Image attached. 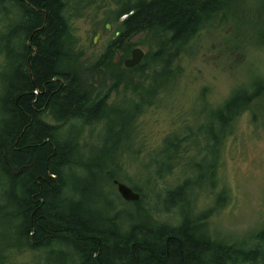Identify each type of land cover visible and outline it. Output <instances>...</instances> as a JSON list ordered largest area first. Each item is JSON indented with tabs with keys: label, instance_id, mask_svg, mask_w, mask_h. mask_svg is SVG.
Segmentation results:
<instances>
[{
	"label": "trees",
	"instance_id": "16d2710c",
	"mask_svg": "<svg viewBox=\"0 0 264 264\" xmlns=\"http://www.w3.org/2000/svg\"><path fill=\"white\" fill-rule=\"evenodd\" d=\"M6 1L11 4L0 2V12L4 11L8 18L21 17V21L6 28L0 39V55L6 57L0 88L4 79L7 114L6 120L0 123V227L8 231L2 235L0 264H21L17 261L18 254L26 253L30 257L24 264H31L32 260H37V264H65L61 254L68 257V264L73 261L77 264H204L209 254L214 264H264V228L219 250L210 237L201 231L195 232L190 222L177 227L161 223L156 211L144 208L145 195L137 186L134 188L142 193V199L133 204L134 216L120 210L114 219H107L108 208L103 204L110 207L109 200L119 205L127 203L122 202L115 188L108 189V197L106 190L97 187L102 181L105 185L106 181L122 180L120 174L126 173L127 156L140 154L131 148L137 137L139 119L147 109L157 106L159 94L167 91L180 76L175 67L177 61L189 55V48L201 32L235 3L131 0L136 5L135 14L120 23V18L129 13V6L119 0H101L115 6L111 12L114 17L106 19L105 24L114 25L120 36L114 35L98 61L81 64L78 60L82 61L84 53L64 42L65 38L74 37L70 21L79 17L72 15L74 10L64 17L62 0ZM14 2L21 10L19 16L12 9ZM104 30L107 31L105 26ZM140 35L149 38L152 46L140 66L126 69L124 58L130 57L132 48L142 44L133 41ZM128 36H132L131 41L124 45L123 40ZM253 40L258 42L256 38ZM117 56L122 59L119 65ZM95 77L101 80L98 83L102 90H97ZM262 88L258 83L251 93L238 90L230 97L226 103L230 111L229 131L233 122L257 100ZM98 93L107 96L106 99L102 96L104 102L96 103ZM110 95H116L119 103L130 100L136 113L128 117L121 112L110 118V122H103L96 139L103 140L105 149L94 157L92 167L90 164L84 167L92 177V185L79 180L74 170L72 178L77 185H68L69 197L62 196L63 173L80 166L74 160L78 145L88 146L81 143L83 135L87 129L94 128L92 120L113 111ZM218 112L222 122L225 118L221 116L222 111ZM46 113L50 115L47 121ZM78 121L84 123L72 130V134L69 133L74 124H68V136L74 141L58 142V131H63L61 126ZM202 128L185 137L171 136L163 151L155 154L161 157L172 153L170 160L173 159L181 152L183 143L203 135ZM78 134L81 135L79 142ZM213 138L215 150L222 138L216 134ZM127 143L131 146L126 147ZM154 177L153 183L163 179L159 170ZM189 188L185 184L167 190L162 199L166 205L175 206ZM162 202L158 200L159 207ZM120 215L124 217L122 221H119ZM134 219L139 223L133 224ZM35 251L37 255L32 253ZM68 251L75 258L69 257Z\"/></svg>",
	"mask_w": 264,
	"mask_h": 264
},
{
	"label": "rangeland",
	"instance_id": "374dc122",
	"mask_svg": "<svg viewBox=\"0 0 264 264\" xmlns=\"http://www.w3.org/2000/svg\"><path fill=\"white\" fill-rule=\"evenodd\" d=\"M72 8L76 9L72 15L79 16L72 21L78 48L85 55L84 61L95 63L114 39L115 30L107 32L103 27L106 19L114 17L112 13L116 8L101 0H79ZM98 31L103 35L94 46ZM254 38L258 42L255 43ZM136 40L148 53L152 46L149 38L142 36ZM189 53L175 64L180 76L167 91L159 94L157 106L147 109L139 119L133 147L130 143L126 147L131 146L140 154L127 156L126 173L120 174V179L142 189L146 199L144 207L156 211L157 219L175 225L179 221L178 210L164 213L160 211L163 209L158 206V200L164 198L167 190L191 177L194 186L182 197L186 202L181 211L185 216L193 214L195 219L208 218L213 239L231 245L264 228V123L261 121L264 90L250 109L233 122L226 147L222 146L217 154L218 164L222 166L216 170L215 179L210 168L212 154L206 156L212 116L205 105L208 103L215 111H220L238 90L251 93L258 83L264 89V0H239L229 11L217 15L192 43ZM5 71L6 57L2 54L0 77ZM115 97L111 101H117ZM200 127H203L202 138L183 143L180 164L175 163L168 175L153 183L154 163H160L166 171L172 155L166 153L160 157L155 153L163 151L171 136L185 137L190 132L197 133ZM100 130L99 126L89 128L85 137L96 138ZM221 132V128H216L215 134ZM86 143L97 145L94 152L98 155L105 149L98 138L91 143L85 140ZM203 157L205 161L201 162ZM190 162H199V165ZM123 207L133 210L132 205ZM192 207L195 213H190ZM6 232L0 227V246L1 235ZM29 257L27 253L18 254L17 261L24 264ZM31 264H37V260H32Z\"/></svg>",
	"mask_w": 264,
	"mask_h": 264
},
{
	"label": "bare ground",
	"instance_id": "6f19581e",
	"mask_svg": "<svg viewBox=\"0 0 264 264\" xmlns=\"http://www.w3.org/2000/svg\"><path fill=\"white\" fill-rule=\"evenodd\" d=\"M18 1H20L21 2V0H18ZM78 1L79 0H62V3H63V5H62V7L64 8V17H66L65 15H67V16H69V15H71L72 13H73V6H75L77 3H78ZM236 1L237 0H225L224 2H223V4L224 5H230V4H234V3H236ZM0 2L3 4V5H10L11 3H9V2H7L6 0H0ZM119 2L120 3H122V4H124L125 6H129V13L128 14H125V15H123L121 18H120V23H123L124 21H126L130 16H133L134 14H135V7H136V5L135 4H133V3H131L132 1L131 0H119ZM8 3V4H7ZM11 8V7H10ZM12 9H14V12H15V16H19L20 14H21V10H19V5L17 4V2H14V4H12ZM76 10V9H75ZM74 10V11H75ZM62 11V10H61ZM80 12V9L78 8V13ZM214 16H212V18H213ZM67 20V19H66ZM74 19H71V21H70V23H72L73 24V21ZM214 20V19H213ZM20 21H21V17H18V18H16V17H14V18H8V17H5V14H4V11H3V13L2 12H0V39L2 38V33L5 31V29L6 28H10V27H14L16 24H20ZM115 23L117 22L116 20L114 21ZM213 21H211V23H212ZM117 24V23H116ZM108 25H111L112 26V30L114 29L115 31H116V28H115V26L114 25H112V24H110V23H108V24H104V26L106 27V30H107V32H109L108 31V29H107V26ZM104 28V27H103ZM21 33V32H20ZM74 33V32H73ZM99 33H101V36L103 35V33L101 32V31H98L97 32V35L95 36V39H94V46L95 45H97V43H96V39H97V36H98V34ZM114 35H116V37H118V36H120V32H115V34ZM132 37V36H131ZM131 37L129 38V36L128 37H126L124 40H123V42H124V45H127L128 44V41H131ZM134 37V36H133ZM140 37H142V35H140V36H135L134 37V39H133V41L134 42H136V43H138V41L139 40H136L137 38H139L140 39ZM114 40V39H113ZM112 40V41H113ZM99 41V40H98ZM186 41H188V38H187V40ZM64 42H65V44H66V46L68 45V46H71L73 49H79L78 47H79V44H78V42H77V38H76V36L74 35V37H69V38H65V40H64ZM130 43V42H129ZM110 45V44H109ZM109 47V46H108ZM136 48H141L140 46H136V47H134V48H132L131 49V54H130V57H126V58H124V61H123V67L124 68H126L125 67V65H124V62L127 60V59H130L131 57H132V52L136 49ZM141 49H143V48H141ZM16 52V51H15ZM74 52V51H73ZM18 53H20V52H18ZM18 53H16L15 55H20V54H18ZM105 54V53H104ZM190 54V53H189ZM84 58L85 57H83L82 58V61L81 60H78V62L79 63H81V64H86V63H84V62H87V61H84ZM145 59V58H144ZM120 61H122V59H120V57L119 56H117V60H116V64H120ZM83 62V63H82ZM141 65V64H140ZM139 65V66H140ZM138 67V66H137ZM137 67H135V68H137ZM135 68H132V69H135ZM126 69H128V68H126ZM131 70V69H130ZM5 73V72H4ZM3 73V74H4ZM2 74V75H3ZM6 78V77H5ZM95 81H97V82H95ZM98 82H101V80L99 79V78H97V77H95V79H94V83H95V85H96V87H97V90H102V87H101V85H100V83H98ZM4 84H5V80L3 79L2 80V85H1V93H0V123H2V121H4V120H6V118H7V114L5 113V111H4V107H5V105H4V98H5V96H6V93L4 92ZM261 90H264L263 88L261 89ZM262 92L263 91H261V93H260V95H259V97H257V99L258 98H260L263 94H262ZM129 93H133V90H130L129 91ZM103 95H105V94H101V93H98V95H96V97H95V101H96V103H98V102H104V99H103ZM131 96V95H130ZM106 95H105V99H106ZM108 97H109V95H108ZM113 97H114V95H110V101H109V104L111 105V106H113L112 108H113V111L110 113V114H108V115H106L105 117H102V118H99V119H96V120H92V124L93 125H95L94 127H100V126H103V122H110V118H115V117H117L118 115H120V113L121 112H124V115L125 114H127V116L128 117H130V116H133L134 115V113H136V110H135V108L132 106V103L130 102V100H126V101H123L124 102V104H123V102L122 103H119V101L117 100H113V101H111L112 99H113ZM132 97V96H131ZM115 99H117V97H115ZM229 108V107H228ZM230 112V111H229ZM50 115H48L47 113L44 115V117H45V119L46 118H48ZM240 117V116H239ZM46 121H47V119H46ZM229 119H224L222 122H221V117H220V115H218V114H214L213 116H212V123H211V125H210V127H208V135H210V134H215V130H216V126H217V124H220V126L222 127L223 125H228L229 124ZM84 123V121H78V122H76V123H73V122H67V123H65V124H63L62 126H61V128H62V130L63 131H61V130H59L58 131V134H57V140H58V142H62V143H65L66 141H74L73 140V138L71 137V136H68L69 134H72L74 131H72V130H76L77 128H79V126L81 125V124H83ZM68 124H74L73 125V127H72V129H71V133H69L68 134V128L70 127V126H68ZM203 129V128H202ZM201 133H202V131H201ZM80 134V133H79ZM78 134V135H79ZM77 135V136H78ZM84 137H83V139L81 140V135H79V139H78V142L81 140V143L82 144H84V142H85V140H87L89 143H91L93 140H96V138H95V136H90V138L89 139H87L86 137H85V135H83ZM55 137V136H54ZM200 138H202V136L200 137ZM99 139H101V138H99ZM101 141L103 142V140L101 139ZM104 143V142H103ZM114 144H117L115 141L113 142ZM97 146V145H96ZM96 146H93V145H88V146H86V145H84L83 147H81V146H79L78 145V149L77 150H79V151H77L78 153H77V155L76 156H74V160H76L77 161V164H80V166L79 167H75V168H73V169H71V170H67V172H64L63 173V178H64V180H65V183H64V185H65V187H63L62 188V191H61V194H62V196H68L69 197V194L67 193L68 192V185H77V182H76V179H73L72 178V174H73V171L74 170H76V172H75V175L76 176H80V179L79 180H81V181H83V182H87L88 184H91L92 183V177L88 174V172L86 171V169L84 168L85 167V164H90V166L92 167L94 164H93V162H94V160L96 159V158H94L95 156H98V154H95V152H94V148L96 147ZM180 160H181V157H180V153H177L174 157H173V159H171L170 160V165L173 167V165L175 164V163H178V164H180ZM204 163V162H203ZM189 164H195V166L196 165H199V162L197 163V162H190ZM210 164H212V163H210ZM159 165H160V167L158 166V163L156 162V163H154V166H155V168H156V170H155V172H157L158 170H159V172H160V174H161V176H162V178H164V176H166V175H168L171 171H172V167H171V169H170V167H169V169L168 170H163L162 168H161V164L159 163ZM112 168V167H111ZM211 171H213V176H214V179H215V177H216V175H217V169L219 168V167H216V166H213V164L211 165ZM113 169H109V171L111 172ZM126 181V180H125ZM125 181H122V180H118V179H115V180H112V182L110 183V181H106L105 182V185H104V182L102 181L101 182V184H99L98 182V190L100 189V190H106V193H107V195H108V197L110 196L109 195V193H110V191H108V189H111V188H115V192L119 195V197L121 198V200H122V202L123 203H127V205H132L133 206V204H135V203H139L140 201H141V199H142V193L141 192H138L137 190H136V188H134V185L130 182V184L131 185H128L127 183H125ZM116 182H118V183H121V184H123V185H125V186H127L128 188H130V189H132L133 190V192L134 193H136V194H138L139 196H140V199L138 200V201H136V202H128V201H125L122 197H121V195H120V193H119V191H118V183H116ZM127 182H129L128 180H127ZM87 184V185H88ZM149 184H151V182H149ZM187 185V186H189L190 188L188 189V191H190V189L192 190V186H194L193 185V183H192V178L191 177H188L186 180H185V182H183L181 185ZM92 185V184H91ZM181 185H179V186H181ZM179 186H177V187H179ZM0 192H1V190H0ZM109 192V193H108ZM71 198H73L72 196H71ZM192 198H193V196H192ZM103 199H106V196L105 195H103ZM163 200V202H162V204L160 205V208L162 207V209L163 210H161L160 209V211H163L164 213H170V212H172L173 210H178V213H179V221H178V224H169V223H167V222H161V223H163V224H169V225H171V226H179L181 223H183V222H185V221H187V222H190V224H192L191 226H192V228H193V230L196 232V231H201L202 233H204V235L205 236H208V237H210L211 238V242H212V244L214 245V247L215 248H217V249H222V250H224V249H227V248H229V246H231L232 245V243H231V245L230 244H228V242L226 241H222V240H218V239H213V236L211 235V229H210V224H209V221H208V218H204V217H201V218H197V219H195L193 216V214H190L189 216H185L184 214H183V212L181 211V208L183 207V198H179L177 201H176V203H177V205H175L174 206V204H173V206H169L168 204L166 205L164 202L166 201L165 199H162ZM176 200V199H175ZM174 200V201H175ZM74 201V200H73ZM184 202H186V201H184ZM112 204V208H110L111 207V204ZM109 204H110V207H108V206H106V205H104L103 204V206H104V208H108V210H107V212H106V217H107V219H114V217L115 216H118L119 215V213L118 212H120V210L121 211H125V214L127 215V216H134V211H132V210H130V209H127V208H122L121 206L123 205V204H121V205H119V204H117L114 200H109ZM146 210H148L149 208H147V207H144ZM133 209H134V206H133ZM150 210V209H149ZM193 211V212H192ZM192 211H190V213H195L196 211H195V208L194 207H192ZM155 214V213H154ZM125 215V216H126ZM121 216V215H120ZM157 216V218H158V215H156ZM124 217L123 216H121L120 217V220L119 221H122V219H123ZM159 220V219H158ZM134 222H133V224H137V223H139V221L138 220H136V219H134L133 220ZM160 221V220H159ZM116 223H118V221H116ZM132 224V225H133ZM122 232H126V230H124L123 231V229H122ZM122 232H120V230H118V233L120 234V235H122ZM117 233V232H116ZM117 233V234H118ZM4 235V234H3ZM2 239H3V236L1 235V241H2ZM237 241V240H236ZM32 253H35V255H37L38 254V251H35V252H32ZM67 255L69 256V257H72V258H75V255L73 254V252L71 251V252H69L68 251V253H67ZM59 255H57L56 257H58ZM61 258H62V260L63 261H65V259H66V261L64 262L65 264H68V262H67V258L66 257H64L62 254H61ZM65 258V259H64ZM78 262L77 261H73V262H69V264H77ZM203 263L204 264H214V263H212L211 261H210V254L207 256V258L206 259H204L203 260ZM202 264V263H201Z\"/></svg>",
	"mask_w": 264,
	"mask_h": 264
},
{
	"label": "flooded vegetation",
	"instance_id": "af4514ba",
	"mask_svg": "<svg viewBox=\"0 0 264 264\" xmlns=\"http://www.w3.org/2000/svg\"><path fill=\"white\" fill-rule=\"evenodd\" d=\"M226 103L223 105V107H222V109L220 111H222V115L221 116L223 118L229 119V108L227 107ZM205 106H206V108H208L210 110L211 116H213L214 114H218L219 113L218 111H215L210 104L207 103ZM261 121H263V123H264V114L262 115V120ZM216 128H221V130H222L221 134H216V136L217 135H221V138H222V140L220 141L221 145H218L216 147L217 149L214 150L213 149V147L215 146V142H214V138H213L214 134H210V135H208V144H207L206 149H207V154L208 153L210 155L212 154L211 163L213 164V166L219 167V166H222V165L218 164L217 153L218 154L220 153V150H221L222 146H223V149H224V147H226L225 144L227 142L228 135H229V125H227V126L223 125L221 127L220 124H217ZM215 156H216V159H215Z\"/></svg>",
	"mask_w": 264,
	"mask_h": 264
},
{
	"label": "water",
	"instance_id": "95a60500",
	"mask_svg": "<svg viewBox=\"0 0 264 264\" xmlns=\"http://www.w3.org/2000/svg\"><path fill=\"white\" fill-rule=\"evenodd\" d=\"M107 29H108L109 32H111L112 31V26L108 25ZM100 37H101V33L98 34L97 39H96V43L98 42ZM145 56H146L145 50H143L141 48H136L132 52V57L130 59H127L124 62V65L128 69L135 68V67L139 66L143 62ZM116 183H118V182H116ZM118 191H119L121 197L125 201L136 202V201H138L140 199V196L138 194L134 193L132 189L128 188L127 186H125V185H123L121 183H118Z\"/></svg>",
	"mask_w": 264,
	"mask_h": 264
}]
</instances>
